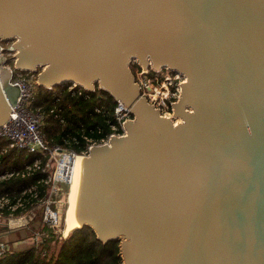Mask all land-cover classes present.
Here are the masks:
<instances>
[{
	"label": "water",
	"instance_id": "95a60500",
	"mask_svg": "<svg viewBox=\"0 0 264 264\" xmlns=\"http://www.w3.org/2000/svg\"><path fill=\"white\" fill-rule=\"evenodd\" d=\"M0 38L41 87L98 86L133 114L84 157L74 230L120 242L122 264H264V0H0ZM135 60L186 77L183 123L140 97Z\"/></svg>",
	"mask_w": 264,
	"mask_h": 264
},
{
	"label": "built area",
	"instance_id": "2783aa9c",
	"mask_svg": "<svg viewBox=\"0 0 264 264\" xmlns=\"http://www.w3.org/2000/svg\"><path fill=\"white\" fill-rule=\"evenodd\" d=\"M15 44L16 40L4 41L0 38V71H10V84L18 86L21 90V95L17 99L12 115L0 127V141L7 143V146L0 152V159L13 150L27 151L32 155H40L41 157L25 165L23 169L10 168L0 173V184L14 178L26 179L40 171L49 173L54 161L56 162L54 169L56 172L49 175L47 179L25 185L14 198L8 195L0 197V211L9 210L10 216H16V219L25 225L34 221V218L41 211L44 226L50 229L52 217H55L51 207L53 204H59L57 198L65 192V189L63 191L62 186L59 187L57 183L66 176L70 177V165L64 163V160L68 156L74 159L78 154L69 150L68 147L50 146L48 144L43 134L44 116L40 110L32 109L40 87L38 82L40 71L24 72L16 69L18 51L14 47ZM131 71L134 82L138 86L140 97L158 110L162 117L170 119L175 126L181 124L179 123L181 118L175 116V106L181 99L183 86L187 82L186 77L168 68L154 69L151 63L148 64V67H144L136 60L131 63ZM65 88L77 96L96 92V88L89 91L75 84ZM45 89L52 90L51 88ZM95 111L98 114L105 113L104 107H96ZM189 111L191 112V110ZM114 118L115 123L111 125V133L98 142L88 140L89 145L80 154L83 155L82 157L89 156L93 147L110 145L112 137H124L127 134L125 124L134 119L131 111L124 104L118 102ZM44 158H47L45 169L43 168ZM42 186L48 187L45 195H42ZM56 206L58 207V205ZM18 211H22V213L15 215ZM57 212V220L60 223L61 214L58 209ZM3 215L0 212V218H4ZM34 244L36 246V243ZM40 244L42 243L37 245ZM1 248L0 255L13 250L10 245H2Z\"/></svg>",
	"mask_w": 264,
	"mask_h": 264
},
{
	"label": "trees",
	"instance_id": "16d2710c",
	"mask_svg": "<svg viewBox=\"0 0 264 264\" xmlns=\"http://www.w3.org/2000/svg\"><path fill=\"white\" fill-rule=\"evenodd\" d=\"M118 104L109 93L96 87V92L83 96L73 95L66 88L56 87L48 91L38 88L33 110H40L44 116L43 134L50 146L72 142L71 150L82 154L89 145L88 140L100 141L111 133V125L115 123L114 113ZM96 107H104L105 113L98 114ZM59 116V117H57ZM7 143L0 141V152ZM67 147V146H66ZM40 155H32L27 151L13 150L0 159V173L10 168L23 169ZM47 158L43 159L45 169ZM48 172L40 171L26 179L14 178L0 184V197L17 196L25 185L35 184L47 179ZM69 184L66 185L69 194ZM42 195L47 193V186H42ZM4 215H9L5 209ZM18 211L15 215H20ZM11 225L20 224L12 220ZM3 226V225H2ZM10 226V225H9ZM21 231V230H17ZM9 233V231H7ZM3 233L2 236L3 237ZM3 244L0 241V254ZM120 242L112 241L107 244L97 239L91 228L85 226L73 231L61 243L57 253L49 255V242L20 251H8L0 255V264H122Z\"/></svg>",
	"mask_w": 264,
	"mask_h": 264
},
{
	"label": "rangeland",
	"instance_id": "374dc122",
	"mask_svg": "<svg viewBox=\"0 0 264 264\" xmlns=\"http://www.w3.org/2000/svg\"><path fill=\"white\" fill-rule=\"evenodd\" d=\"M57 145H60L62 147L67 146L69 150H71L72 142L70 140H67V141H64L63 144H57ZM78 156H81V155H78ZM72 161L73 159L70 156H68L64 160V163H66L67 165H70L71 167ZM55 172L56 170L52 171L53 174ZM52 173L50 170L48 174L52 175ZM69 176L70 177H67V176L64 177V179H62L60 182L57 183L59 187L62 186L63 191L65 189V192L60 194V196L57 198L59 199L58 200L59 204H53L51 207L55 217H52L50 229L44 226V223L42 221L43 213L41 211L38 213L37 217L34 218V221L29 223L28 225H25L23 222H21L20 224L17 223V224H14V226H12L11 225L12 219L18 220L16 219L17 217L10 216V215L9 216L3 215L4 218H0V241L1 243L3 244L8 243L11 247H13V251H20V250L35 246L34 243H36L37 245L38 243H44V241L47 240L50 246V248L48 249L49 255L52 256L53 253H57L61 247V243L64 240H66L70 236V234L73 232L71 231L70 233L66 234L68 232L69 225H66L65 223L66 211L69 205V202H68L69 194L72 190V187H71L72 184H71V179H70L71 175L69 174ZM67 184L70 185L69 194H67V189H66ZM56 205H58V207ZM57 209L58 211H60V214H61L60 223H58V220H57V216H58ZM6 223L7 225H10V227H12L11 229H9L10 230L9 233L7 232L8 230L1 229L3 227H7V226H4V224ZM17 230H21V231H17ZM2 233L4 235L3 237H1Z\"/></svg>",
	"mask_w": 264,
	"mask_h": 264
},
{
	"label": "bare ground",
	"instance_id": "6f19581e",
	"mask_svg": "<svg viewBox=\"0 0 264 264\" xmlns=\"http://www.w3.org/2000/svg\"><path fill=\"white\" fill-rule=\"evenodd\" d=\"M182 122L183 120L180 119L179 123ZM83 164H84V157L77 156L73 159L70 167V175H71L70 179L72 184L71 185L72 190L69 194V201H68L69 205L65 217V223L66 225H69V229L66 234L80 227V223L78 221V203H79V196L82 185ZM14 221H19V220H14Z\"/></svg>",
	"mask_w": 264,
	"mask_h": 264
},
{
	"label": "crops",
	"instance_id": "0c3cea01",
	"mask_svg": "<svg viewBox=\"0 0 264 264\" xmlns=\"http://www.w3.org/2000/svg\"><path fill=\"white\" fill-rule=\"evenodd\" d=\"M4 226H7V227H3V228H1V229H5V230H8V231H10L9 229H11L12 227H10L9 225H7V223L6 224H4ZM12 226H14V225H12Z\"/></svg>",
	"mask_w": 264,
	"mask_h": 264
}]
</instances>
